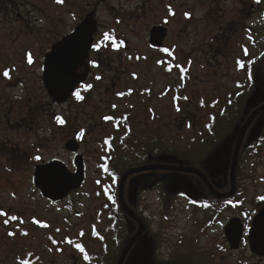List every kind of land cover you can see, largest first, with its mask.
<instances>
[{
  "label": "rangeland",
  "instance_id": "obj_1",
  "mask_svg": "<svg viewBox=\"0 0 264 264\" xmlns=\"http://www.w3.org/2000/svg\"><path fill=\"white\" fill-rule=\"evenodd\" d=\"M87 12L93 13L97 30L86 70L80 71L87 72L86 79L75 91L83 99L73 92L64 103L52 102L42 84L44 58ZM154 27L166 30L156 50L149 46ZM262 51L264 0H0V264H85L82 254L101 248L94 239L99 235L113 254L110 237L119 236L120 218L113 207L103 208L99 195L115 186L116 179L101 181L105 175L98 166L110 163L112 170L127 169L124 173L137 170L132 168L135 136L147 142L155 138L160 154L175 153L192 162L200 161L203 141V175L223 176L228 193L234 138L212 159L205 150L211 129L233 117L231 111L237 118L241 114L243 125L263 105L254 106L253 93L249 99L241 95L256 71L264 72V61L255 65L251 82L243 71ZM59 116L65 120L61 127L56 126ZM107 116L123 117L120 125L113 120L119 132L102 121ZM126 121L131 134L124 141L120 126ZM263 126L264 111L248 128L247 139L254 140ZM110 135L116 137L114 150L101 139ZM67 144L77 146L76 152L68 151ZM76 156L86 165L80 193L49 203L33 186V166L59 160L72 173ZM160 160L172 162L173 157ZM239 165L232 197L238 196L216 204L215 215L205 209L202 213L175 189L143 190L138 210L149 232L140 243L143 264L150 263L153 248L160 263L197 249L202 263L192 259L189 264H264V258L250 254L245 237L251 218L264 207V142L257 154L244 148ZM124 193L122 187L125 204ZM109 215L117 218L112 230L107 228ZM233 217L245 226L237 251L229 250L224 236V226ZM139 261L131 258L128 264Z\"/></svg>",
  "mask_w": 264,
  "mask_h": 264
},
{
  "label": "water",
  "instance_id": "obj_2",
  "mask_svg": "<svg viewBox=\"0 0 264 264\" xmlns=\"http://www.w3.org/2000/svg\"><path fill=\"white\" fill-rule=\"evenodd\" d=\"M96 30L97 23L93 14L90 13L71 34L54 44L51 51L45 56L42 70V84L53 102L59 104L66 102L75 88L85 81L87 72L83 75H78L77 70L85 67L86 58L92 47V36ZM165 35L166 30L163 27L152 28L149 33V46L155 50L161 48ZM263 111L264 104L249 116L236 136L230 164V191L226 194H219L216 190L221 188L222 180L219 179L209 183L203 175L204 185L216 199H228L234 195L235 169L242 141L250 125ZM65 148L72 153H75L77 150V146L75 145L67 144ZM73 166L74 172L72 173L59 160H53L45 165L35 166L32 177L33 186L45 200L53 204L59 203L69 193L78 191L85 182V165L82 157L76 156L73 160ZM147 171H171L192 174L202 178L201 173L193 168L165 165L131 170L122 176L119 183V201L124 212L129 218L137 222L139 228L135 236L125 246L117 264L124 263L130 248L144 231V224L123 203L122 187L129 175ZM144 176L141 175L130 181L129 186L133 193L136 192L139 182ZM174 184L177 189L183 190L187 198L192 200L198 198V193L193 184L185 178H182ZM243 231V224L239 218L234 217L227 222L224 227V236L230 251H237L239 249ZM247 245L250 254L264 258V207L257 212L250 222V228L247 234Z\"/></svg>",
  "mask_w": 264,
  "mask_h": 264
},
{
  "label": "flooded vegetation",
  "instance_id": "obj_3",
  "mask_svg": "<svg viewBox=\"0 0 264 264\" xmlns=\"http://www.w3.org/2000/svg\"><path fill=\"white\" fill-rule=\"evenodd\" d=\"M90 13H92V12H87L81 18L82 20H78V22L74 26V29H76L78 27V25L83 21L84 17L87 14H90ZM170 15H173V13L171 12ZM66 35H62L55 43L61 41ZM52 46H53V44H52ZM52 46H51V48H52ZM51 48H50V51H51ZM91 50H92V48H91ZM86 60H87V58H86ZM255 65H256V60L254 59L250 64L245 65L244 68H243L244 72H246V70H247L246 79L249 80L250 82L253 79V74L255 75V72L253 70ZM81 69L83 70V68H81ZM81 69L77 70V74L78 75H82V73L80 72ZM85 70H86V67H85ZM75 91H76V89H75ZM111 116L104 117L102 119V121L104 123L111 124V127H113L115 133H116V131L119 132V128L117 130L115 129L117 124L113 123V120H117V119H115L114 117L111 118ZM123 117L125 119H127L124 115H123ZM123 117H121V118H119L117 120L119 125H120V122L123 120ZM57 118H56V126L61 127V126L65 125V120L62 117L59 116V118L62 119L64 121V123H60V120H58ZM120 127H121L120 133H122L121 138H123L124 141H126L125 137L127 136L128 133H130V128H129V125L127 124V121H126V123L124 125L122 123V125ZM76 135H79V132H77ZM74 139L77 140V136H74ZM101 139L103 141L105 139L106 145L108 144L109 148L114 150L113 144L116 141V137L115 136L110 135L109 137H102ZM77 142L80 143L79 140H77ZM133 144L135 145V148H136V151H135L136 152V163H134L132 165L133 169H140V168H145V167H153V166H156V165H167V166H174V167H181V168L185 167L186 168V166H183V165H175L174 161L171 162V161H167V160H163V161L160 160V159H162L164 157L169 158L171 156H166V155H162L161 156L160 155L159 148H158V146H159L158 145V140L155 141V138H153L152 140L147 142V141L143 140L142 136H140V135L139 136H135ZM144 144H146L145 148L143 147ZM118 147H119V145H118ZM144 157H145V160H144ZM143 160H144V162H143ZM100 165H101V163L98 166L100 168L101 167H106V168L110 167V163L109 164L107 163V164H105L103 166H100ZM33 167H35V165ZM85 167H86V165H85ZM189 167L193 168V166H189ZM189 167H187V168H189ZM197 167L199 169L198 171L202 175V178L201 177H197V176L192 175V174H184V173L171 172V171H166V173H165L166 176H164V178H160L159 177V174H158L159 171H147V172H143V173L133 174V175L127 177V179L125 180L124 186H123L124 192H125L124 193V202H125V205L131 210L133 215L139 221H141L144 224V231L139 236V238L135 241V243L132 245V247L130 248V250L128 252V254L130 253V256H129L128 260L126 261V258L128 256V254H127L123 264H128V261L131 258H135L136 261L140 260L138 264H143V262H144V260H143L144 259L143 258V253H144L143 246L140 245V243L147 237L146 235H148L149 232H148V227L146 226V217H143L144 214H142L138 210L139 206L143 205V202H142L143 200L142 199H143V190L144 189L147 191V190L152 189L154 187L157 188V187L160 186L161 181L166 180V183L168 184L170 182V185H171V186L169 185L168 188L170 190H171V188L177 190L178 192L176 191L174 193L176 195H178L180 198L185 199L183 190L177 189L175 187V184H174L175 182L180 181L182 178H185L187 181H189V182H191L193 184L195 190L198 193V198L195 201L189 200L187 198H186V200H188L192 204L199 203L200 204L199 209L203 213V141H202L201 146H200V161H199V165ZM141 175H145V176L139 182V185H138V187L136 189V192L133 193V191L130 189L129 183H130L131 180L136 179L137 177H139ZM121 177L122 176H120L119 179H121ZM100 179H101V181L114 180V178L109 177V176H101ZM119 179H118V181H119ZM213 181L214 180H210L209 183H212ZM144 183H146V185H149V186H145ZM223 183L225 184V180H223ZM223 183H222V185H223ZM117 188H118V183H117V186H116V190H117ZM221 188H222V186H221ZM107 189H108L107 191H105V192L100 194L101 196L99 195V199L101 200V202H103L102 203L103 208L107 207L108 209H110V207L111 208L113 207V209H116V211H118L117 214H118V216L120 218L119 220H120V226H121L120 229H121V231H120L118 237H113V238L110 237V240H113V243H114L113 244V248H115V252H116L120 248V246L124 245L123 246V249H124V247L127 245L129 240L138 231L139 226H138L137 222H135L134 220L129 218L128 215L123 211V209L121 207V204L119 202V199H118V194H117V192H115V186L108 187ZM79 193H80V189L78 191H76V192H71L65 198V200H70L72 196L78 195ZM225 193H227V192H225ZM225 193H221V194H225ZM181 194L183 195V197L181 196ZM94 209L96 210L97 208H94ZM101 210H103V209H101ZM99 211H100V209H99ZM256 213H257V211H256ZM113 215L117 216L116 214H113ZM115 216H112V215H109L108 217L106 216V219L108 221L107 228H109L111 230H112V228L115 229L117 227V225H115V224L113 225L112 224L113 219L117 220V218ZM137 244H139V245H137ZM123 249H122V251H123ZM195 250H196L195 252H191V253L189 252V250H187L188 256L181 255L178 258L180 260V263L181 264H189L190 263L189 260H192V259H195V261L197 259V261H199V263H202L201 261H203V258L201 257V254H200L201 252H198L197 249H195ZM122 251H121V253H122ZM157 255H158L157 249L153 248L152 253H151V257L149 259L150 263H144V264H159L161 259H158ZM171 259L172 258H171V255H170L169 256V261ZM130 264H135V263H130Z\"/></svg>",
  "mask_w": 264,
  "mask_h": 264
},
{
  "label": "trees",
  "instance_id": "obj_4",
  "mask_svg": "<svg viewBox=\"0 0 264 264\" xmlns=\"http://www.w3.org/2000/svg\"><path fill=\"white\" fill-rule=\"evenodd\" d=\"M258 58H260V59L259 60L256 59V64L260 63L261 61H264V51L261 52V55H259ZM259 74L261 75V77H260ZM255 78L256 79L254 80V82L252 84H250L249 90H247L246 92L242 91L241 95L244 94L242 96L243 97L242 99H246V98L249 99V97H250V95L252 93L255 94V104H254V106L257 107L260 104H264V72L262 70L260 71V73L258 71H256V77ZM259 91H262L263 94L262 95H257V93ZM230 114H232L234 116L230 117V119H224L222 122L218 123L214 127V129L213 128L211 129L212 133H211L210 139H209L210 142L207 144V149L205 150L206 151L205 152L206 153V157H208L209 159L211 157L212 158L214 157L215 152L218 149H221L224 146H226L227 144H230V142H231V140L233 138L235 140V138H236L235 136H237V134L239 132V129L241 128V125H242L243 120H244V119H241L242 118L241 114H240V116L238 118H237V113L236 112L234 114V111H231ZM246 135H247V133H246ZM246 135H245V137H244V139L242 141V144H241V147H240V151H239V155H238V160H237V164H236V171H235L236 177L239 174V170H240L239 163H240V160H241V153H242L243 149L244 148L245 149L246 148H251L252 150L254 149V150H256V154H257L260 146L262 145V142H264V126L261 129L259 135H255L254 136V137H256L254 140L252 138L247 139ZM198 149H200V148H198ZM160 155L161 156L162 155H166V156L173 157V161L175 162V165H183V166H186V167L193 166V168L196 166L195 169L199 170L198 167H197L199 165V161L192 162V160H190L189 158L188 159L187 158L183 159L182 155H179V156H181V157H179L178 154H175V153H173V155L172 154H167V153H163V154H160ZM205 161H206V159H205ZM205 161L203 162V164L205 163ZM229 165H230V163H229ZM204 169H205V165H203V171H204ZM101 170H102V174L103 175H105V176L112 175V176H114L116 178V183H115V192H116L117 181L120 178V176L127 169L119 171L118 169L112 170L110 167H108V168L103 167V168H101ZM165 173L166 172H158L159 177L160 178H164V176H166ZM205 177L207 178L208 181H210V180H218V179H222L223 180V176L222 177H217V176H213V177L208 176L207 177V176H205ZM144 185L145 186H149V185H146V183H144ZM169 185H170V182L167 184L166 180L161 181V184H160V186L163 187L164 190L167 189L169 187ZM227 186L228 185L225 186V184L223 183L222 188L218 192L219 193L226 192ZM175 191H177V190H175ZM237 196H238V193L236 194V196H234V197H232L230 199L218 200V199L213 198L210 195V193L208 192V190L206 189V187L203 185V209H205V211H210V214H213V212H214V215H215L217 213L216 212V204H222V203H225L227 201H230V202L231 201H235ZM236 204H238V202L235 203V205ZM207 224H208V222L206 223V226H208ZM91 239H93V237ZM94 239H95V241H100L102 243L101 248H100V250L95 251L93 253H90L88 251H86V253H83L81 257L83 258L84 263L85 264H110L112 259H113L114 263H116L117 260L120 257V254H121V251H122L124 245L121 246L116 252L114 251L113 254H109L108 249H106V247L104 245V237H103V235H99V237L94 238ZM107 259H109L108 263L105 262V260H107ZM114 263L112 262V264H114ZM159 264H181V263H180L179 259H176V260H172L171 259L170 261L169 260H163Z\"/></svg>",
  "mask_w": 264,
  "mask_h": 264
},
{
  "label": "snow or ice",
  "instance_id": "obj_5",
  "mask_svg": "<svg viewBox=\"0 0 264 264\" xmlns=\"http://www.w3.org/2000/svg\"><path fill=\"white\" fill-rule=\"evenodd\" d=\"M57 2H58V3H62L63 0H57ZM186 15H187V14H186ZM103 38H104L105 40L109 39L108 34L105 33V34L103 35ZM93 47H95V48H99L100 45H99V44H95V45H93ZM164 51L167 52L168 49H164ZM32 62H33V60H32V56H31V54H29V55H28V63L31 64ZM3 75H4L5 77H7V76H8V72L5 71V72L3 73ZM96 79H100V77L98 76V77H96ZM88 87H91V85H89ZM73 94L75 95V97H76L77 99H83V97L81 96L80 92H75V93H73ZM57 119L60 120V123H64V121H63L62 119H60L59 117H58ZM35 159H36V160H40L41 157H40V156H36ZM12 219L15 220L16 217H12ZM5 223H7V221H5ZM25 234H26V233H25ZM9 235H13V233H9ZM77 247L80 248V251H81V252L84 251V249H83L82 247H80L79 245H77Z\"/></svg>",
  "mask_w": 264,
  "mask_h": 264
}]
</instances>
